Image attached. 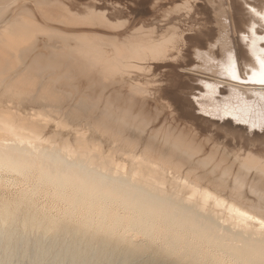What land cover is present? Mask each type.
I'll return each instance as SVG.
<instances>
[{
	"label": "bare ground",
	"instance_id": "6f19581e",
	"mask_svg": "<svg viewBox=\"0 0 264 264\" xmlns=\"http://www.w3.org/2000/svg\"><path fill=\"white\" fill-rule=\"evenodd\" d=\"M143 1L159 13L143 17L136 11L140 15L133 16L135 9L122 5L126 21L106 24L110 34L104 37V47L93 45L90 51L85 44H70L68 36H49L48 55L35 58L38 68L65 65L67 71L85 74L91 64L96 67L94 82L102 87L101 95L106 92L108 122L99 121L101 115L95 126L89 122L94 126L90 136L74 130V123L65 125V113L56 130H73L63 136L56 131L62 136L56 142L58 133L44 134L48 122L40 113L30 115L27 106L21 107L27 115L18 111V104L8 106L9 98L20 96L17 86L22 93V84L32 80L3 82L4 58L12 50L18 56L31 50L33 41L25 48L19 45L31 41L38 25L19 12L1 29L0 85H6L0 91V169L27 181L35 170L36 187L51 189L68 205L66 214L83 211L78 223L55 226L48 216L51 221L40 224L41 219L21 216L18 210L1 209L2 264H11L19 253L30 264H264V85L257 82L264 63V0H170L165 6V0ZM143 1L132 5L143 6ZM93 9L85 12L106 23L105 11ZM40 11L49 20L59 14L75 16L70 23L78 17L65 6L53 10L41 3ZM256 24L258 33L252 32ZM38 89L31 90L41 94L45 88ZM196 109L198 120L241 129L247 141L196 147L187 133L162 130L166 121L175 123L177 115L180 123L196 121ZM151 112L162 115L150 120ZM154 119L161 124L146 132L147 144L140 145L122 129L148 126ZM18 221L23 228L40 230L32 245L23 231L14 229ZM53 227L57 229L51 233ZM137 234L143 241L134 240Z\"/></svg>",
	"mask_w": 264,
	"mask_h": 264
},
{
	"label": "rangeland",
	"instance_id": "374dc122",
	"mask_svg": "<svg viewBox=\"0 0 264 264\" xmlns=\"http://www.w3.org/2000/svg\"><path fill=\"white\" fill-rule=\"evenodd\" d=\"M133 1L134 0H50V1L49 0H0V32H1V29H3V27L15 15H18L17 13H19V12H21V14L23 15L24 18H27V19L30 18L36 25H38V30L34 31V35L31 38V41L28 40L26 42L20 43L21 45H19V46H22L23 48H25L27 46V44L29 46V43L33 41V43H31V45L33 44V46H31L32 48L28 47V50L29 49H31V50H29V51L26 50L25 51L26 54L23 51L24 53L22 52V54H20L19 56L17 55V53H18L17 50H12V51L9 52V53H12V54H10L12 56H10V55L7 56L6 55L7 57L4 58L6 63H4L5 70H2V72H3L2 78L3 79L5 78L4 80H2L3 82H7L8 83V82H12V80H23V81L24 80H32V82L29 81V82H26V83L22 84V85H24V86H22V88L25 89V91H23L22 93H21V91H22L21 90V86L20 87L17 86V90H20V93H19L20 96H18L17 98H19V99L21 98L20 102H24V104L22 103L23 105H21L20 102L17 103L16 101H19V99H17V98H15V100L17 99L16 101L14 99H12V98H9L10 100L9 99H7V100L5 99L6 101H8V100L11 101V102L8 101L9 103H12V104H8V106L10 105L11 107H13V105H17L18 104L19 107H20V110H18V111H21V112L25 113V109L22 108V109H24V111H22L21 107L27 106L26 109L27 108L28 109L26 111H27L28 114L31 115L33 113L32 115H36V114L40 113V115H42L44 117V119L48 122V125H46V128L44 130V134L47 135V136L50 133L51 134L53 132L55 133L56 131H59V132L62 131V133L61 132L60 133L63 136L65 131H69L70 129L73 130L72 127H69V126H64V128L61 127V129L63 128V130H56V128L58 127L57 126L58 125L57 122L64 119L65 113H66L65 122H64L65 125H67L66 123H68V125H69L70 122L72 124L74 123V125H71V126H73L74 130H77V131L84 130V131H82V132L80 131V132L81 133H83V132L87 133L88 132L87 133L88 135L83 133V135H86V136L92 135V133H93L92 129L93 128H91V127H94L97 122L101 121L102 119H104V121L106 120L108 122L107 117H104L105 115L107 116L106 111H105V107H104L105 106V99H106V92L101 95V92H103L102 91V87L96 85V83L94 82V80H95L94 78L98 76V75L95 76V74H96L95 70L96 69L92 70V68H94L95 66L92 67V64H91L90 69L87 71V73H85L86 74L85 75V74H82V73H74L73 70L72 71H67L68 67L65 66V65H62L64 68L61 65L60 66H46L44 68H38L39 66L35 65V63H36L35 62V60H36L35 58H37L36 56L44 57V56L48 55L47 54L48 50H47L46 44L51 42L50 41V37H52V36L54 37V39H56L57 37H59L61 35L62 36H68V38H69L68 42L70 44L79 45V44L82 43V45L85 44L84 46L88 47L89 49H90V47L92 49L93 45H97V44H100V43H102L103 47H104V44H105V38L104 37L105 36L107 37L110 34V31L108 29L109 26L106 25V24L107 23L108 24L109 23H111V24L114 23V24H117V25H121L122 22L126 21V19L123 18L122 5L123 6H127L129 8H132V9H135V11L133 10V12H132L133 16L140 15V13H141L143 17L144 16L145 17L146 16L150 17L154 13L156 14V11L158 12V9H156V11L154 10V12H153V9L151 8L152 7L151 3L150 4H146L145 3L147 1L144 2L143 0H141V1H143V6L140 5L142 7L139 6L137 8L132 5ZM137 1L141 3L140 0H137ZM239 1L241 2V0H239ZM243 1H256V0H242V2ZM259 1H261V0H259ZM40 2L47 9L51 8L53 10L58 9L59 6H65L67 9H69L73 13H75L76 16L78 15V17L75 18L74 21H70V23H69L68 19L74 18L75 16H73V17L70 16L69 17V16L65 15V18L64 17L60 18L59 16L60 15L62 16L63 14H59L58 16L57 15L54 16L56 18H52V17L50 18L49 17L50 20L48 18H47L48 19L47 20L41 14V11H40V4L41 3ZM148 2H149V0H148ZM168 2H170V0H165L164 1V6L167 5ZM144 3L146 5H144ZM223 3H224V5H226L225 1ZM140 8H141V10H140ZM160 8H162V7H160ZM225 8H226V6H225ZM87 9H91V10L93 9V10H97V11H105L104 16H105L106 20L105 19L104 20H105L106 23H101V20H99L98 18L94 17L95 15H93V14H91V16H90V13H89V15H88L85 12ZM108 9H109V11H108ZM112 9H114L115 12H112ZM125 9H126V7H125ZM146 10L147 11L150 10V11L147 13V12H145ZM74 11H77V12H74ZM136 11H139L140 13L139 12L136 13ZM143 13H144V15H143ZM226 14H228V13H226ZM254 16L256 18H260L261 17L258 14H255ZM78 19H79V21H78ZM130 19H132V18H130ZM227 19L229 20V15H228ZM71 20H73V19H71ZM76 21H78V22L74 23V24L73 23L71 24V22H76ZM136 23H137V21H135V24ZM259 27H260L259 24L258 25L257 24L254 25V28L252 29V32L254 30V31H256L258 33L259 30H260ZM250 30L251 29H248L246 31H250ZM116 33L120 34V31L116 32ZM0 35H1V33H0ZM79 35L85 36L87 39L86 40L79 39V37H78ZM1 37L2 36H0V38ZM95 37L96 38L100 37L101 40L96 39ZM8 39H9V37H8ZM54 42H56V41H53L52 43H54ZM1 46H2V44H0V49H3V48H1ZM100 48H102V47H100ZM91 49H90V51H92ZM40 50H41V52L38 53L37 51H40ZM6 51L8 52L9 50H6ZM100 51L103 52L104 49H101ZM36 52L38 54H35ZM97 52H99V51H97ZM48 53H49V51H48ZM90 54H92V52ZM0 55H1V53H0ZM10 58L12 60L13 59L14 60L12 61ZM4 59L2 61H4ZM30 60L33 61V62H31ZM7 61L8 62H12V63H8ZM27 63H29V64H27ZM49 67L51 69H49ZM28 70H29V75L30 76L29 75L27 76V74H26V71L28 73ZM41 71H42V73H41ZM30 72H33L32 73V77H31V73ZM37 72H39V73H37ZM92 72L94 73L93 75H92ZM36 73H37V75H36ZM28 77H29V79H27ZM6 80H8V81H6ZM34 80H36V81H34ZM102 80H105V78L102 79ZM91 82L94 83L95 85L91 84ZM46 83H47V85H46ZM84 83H86V84H84ZM88 83H90V84H88ZM3 84H1V85L2 86L6 85V83L4 85ZM195 84L196 83H194L193 85H195ZM1 85H0V91L2 90L1 89L2 88ZM26 85H29V88H27L28 86L26 87ZM39 85L42 86V89L44 87L47 92L44 91L45 89H43V91H41V89H40L41 94L37 93V91H39L38 87H41ZM86 85H87V87H86ZM90 85L93 86V88L91 87L92 89L88 87ZM34 86H36L37 88L34 87ZM46 86H48L49 88L46 87ZM81 88H84V89L86 88L87 91L84 90V89L82 90ZM28 89H30V90L34 89V91L35 90H37V91L34 92V91L31 90V92H29ZM32 92H34V93L32 94ZM23 93L25 95L27 94L26 96H28V98L27 97H23V95H24ZM29 93H30V95L32 97H30V95H28ZM39 94H40V97H39ZM36 95H38L37 97H39V98H37ZM51 95L55 99L50 97ZM42 96H44V97L42 98ZM104 96H105V98H104ZM45 97L47 99L49 98L48 99L49 101L47 99H45ZM59 98H61V99H59ZM192 98L193 97L190 96V99H192ZM39 99H43V101L40 100L41 101L40 102ZM56 99H57V103H55ZM27 100H30V102L27 101ZM103 100H104V103H103ZM43 102H44V104H43ZM38 105H39V107H38ZM40 105L42 106V108H40L41 107ZM100 105L101 106L103 105L102 106L103 108ZM98 107H101V108H98ZM47 108H49V109H47ZM65 109H66V111H65ZM55 110L57 111V113H56ZM61 110H63V111H61ZM98 110H100V111H98ZM43 111H45V112L49 111L48 115H51V116L54 115L53 118L51 119L50 118L51 116H48L47 113H44ZM102 111H103V113H102ZM168 111H170V110L166 109V112H168ZM171 111L175 112L173 110H171ZM34 112H36V113H34ZM52 112L53 113L55 112V113L53 114ZM97 112H99V113H97ZM24 113L23 114L21 113V114L22 115L27 114V113H25V114ZM62 113H63V115H62ZM94 113H95V115H94ZM175 113H177V112H175ZM197 113H199L197 111V109L194 110V114L196 116V121L195 120H189L188 122H186V124L180 123V122H183V121L179 120L180 118H178V115H177V117L175 118V120H176L175 123L174 122L173 123L172 122L169 123V122L166 121L165 126L163 124V126L165 128L162 129V130L166 129L167 131L174 132V133H177V134L180 133L181 135H184V133L185 134L187 133L185 136L187 138L190 137L189 139H191L192 143L196 147L200 146V147L207 148L208 145L213 144V143L217 144V145H219L221 147H225V146L229 147V144H231V145L232 144L234 145V144H237V143L238 144L239 143L243 144L244 141H247L246 134L242 133L241 129L229 128L228 126H224V125H221V124L220 125H213L212 123H209V122H206V121H203V120L200 121V120H198V117H199V119H201V118H200L199 114H197ZM79 115H81V116H79ZM161 115H157V113L151 112V114H150L151 119L150 120H152V118H155V119L157 118V120H158ZM68 116H70V117L72 116V118L70 119ZM49 118H50V120H49ZM98 119H99V121H97ZM155 119L153 120L154 122L150 123L148 126L138 127L136 124L134 126L130 125V126H128L129 128H127V131H126L125 127L124 128L120 127V128L125 129L124 130L125 133L126 132H127V134L129 133L130 138H132L133 140H135L134 138H136V141L138 140L139 142H141V143H139L141 145V144H144L146 142V139H147V138H145L146 137V132H148L150 130V127H152V126L158 127V125L161 124V123H156ZM89 122L92 125H94V126H91V124ZM58 123H60V122H58ZM85 123H86V125H85ZM116 126L118 127V125L115 124L114 127H116ZM65 127L69 128V129H67ZM135 127H136V129H135ZM138 128H139V130H138ZM142 128H143V130H142ZM117 129L119 130V127ZM117 129L116 130L114 129V131H117ZM144 129L145 130L147 129V131H145ZM90 131H92V132H90ZM89 132H90V134H89ZM192 132H195V134H193ZM56 133H58V132H56ZM60 133L56 134V136L54 138V141H56V142L59 141V139L62 137V136H60ZM57 135H59V137ZM192 137H193V139H192ZM137 138H139V139H137ZM250 140H251V138H249V141ZM143 141H144V143H143ZM147 141H149V140H147ZM97 144H98V142H97ZM97 144H95V146H97ZM145 144H147V142ZM42 145L45 146L44 143ZM97 147L100 148V146H97ZM101 147L103 149H105L104 146H101ZM2 169H0V206H1L0 210L1 209L4 210L7 207L8 208L5 209V210H7L9 212H14V211L18 210L16 212H18V214H20L21 216L22 215L23 216L27 215V216H30V217H35L38 220L41 219L42 223H40V224H43V222H45L47 220L48 221L52 220L51 223L55 224V226L59 222H67L68 224H75V223H78L80 221V218L83 215V211L82 210L81 211L78 210V211L74 212L73 214H72V212L69 213V214H66V212H67V210L69 208L68 205L67 204L65 205L63 202H61L59 199H57L55 197V195L53 196V194H51V189H47V187H45L43 185L41 187L38 185L37 186L38 188L36 187V183H37V179H36L37 175L36 174L37 173L35 174V172H36L35 170L32 173H30L31 175L29 174V177H27L29 179L27 181L26 179L22 178V176L14 173V172L12 173V172H10L8 170H7L8 172H6V169L5 170L4 169L2 170ZM33 184H35V185H33ZM33 186H35L34 188H37V189H34ZM30 189H32L31 192H33V190H35L34 191L35 193L34 192H33V194L30 193L29 192ZM27 193H28V195H27ZM5 204H6V206H5ZM118 211H119V213H118L119 215H122V216L124 215L123 214L124 212H122L121 210H118ZM42 216L44 217V219L42 218ZM46 216H48L49 218L51 217L50 218L51 220L49 218L46 219ZM67 216H68V219H67ZM62 219L64 221H62ZM15 224H17V226ZM14 225H15L14 229H16L17 232L22 233V231H23L22 234L27 238V240L29 241L30 245H32L35 242L36 238L40 237V235H41V233L39 232L40 230L37 227L35 228V226L33 227L32 230H31L30 227H24L23 228V226H22L20 221L15 222ZM20 228H22V230H20ZM56 229H57L56 227H53V229L50 232L53 233V232L56 231ZM121 229L119 230V232H121ZM122 231H123V229H122ZM142 237H141L140 234H137V236L135 237L134 240L137 241V242L143 241L144 238H142ZM21 246L22 247H20V250L23 248V245H21ZM30 251L33 253V249H31ZM150 252L152 253L153 250L151 249L148 252L146 251L147 256H148V253L150 255ZM2 255H3V253L0 252V264H2V260H4V258H5L4 255L3 256ZM225 260H227V259H224V262H225ZM226 263L229 264V262H226ZM11 264H30V263H29V258L28 257H24V256L20 255V253H19L18 257L16 256L13 259Z\"/></svg>",
	"mask_w": 264,
	"mask_h": 264
},
{
	"label": "snow or ice",
	"instance_id": "6c2138e0",
	"mask_svg": "<svg viewBox=\"0 0 264 264\" xmlns=\"http://www.w3.org/2000/svg\"><path fill=\"white\" fill-rule=\"evenodd\" d=\"M261 69H262V71L260 73V78L257 82L261 85H264V63L261 64ZM233 78L234 79L236 78L234 74H233Z\"/></svg>",
	"mask_w": 264,
	"mask_h": 264
}]
</instances>
